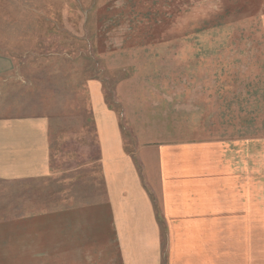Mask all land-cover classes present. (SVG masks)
Returning <instances> with one entry per match:
<instances>
[{
	"label": "rangeland",
	"instance_id": "obj_1",
	"mask_svg": "<svg viewBox=\"0 0 264 264\" xmlns=\"http://www.w3.org/2000/svg\"><path fill=\"white\" fill-rule=\"evenodd\" d=\"M0 53L15 58L0 114L48 118L53 171L48 185L0 182V220L29 211L23 200L100 197L87 84L101 82L116 108L113 89L133 73L200 105L225 164L247 145L246 170L264 197V0L0 1Z\"/></svg>",
	"mask_w": 264,
	"mask_h": 264
},
{
	"label": "crops",
	"instance_id": "obj_2",
	"mask_svg": "<svg viewBox=\"0 0 264 264\" xmlns=\"http://www.w3.org/2000/svg\"><path fill=\"white\" fill-rule=\"evenodd\" d=\"M14 59L0 53V88ZM87 88L101 195L23 200L29 211L0 220V264H264V197L246 170L247 145L225 164L203 108L140 73L116 84V108L101 82ZM49 129L45 116L0 114L1 183L49 184Z\"/></svg>",
	"mask_w": 264,
	"mask_h": 264
}]
</instances>
